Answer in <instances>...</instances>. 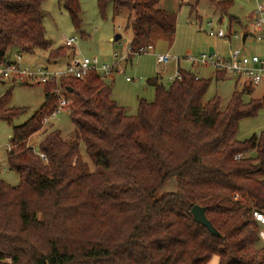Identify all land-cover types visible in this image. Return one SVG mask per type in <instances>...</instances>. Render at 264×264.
I'll use <instances>...</instances> for the list:
<instances>
[{
	"label": "trees",
	"instance_id": "16d2710c",
	"mask_svg": "<svg viewBox=\"0 0 264 264\" xmlns=\"http://www.w3.org/2000/svg\"><path fill=\"white\" fill-rule=\"evenodd\" d=\"M45 1L0 0V61L14 51H46L50 63L67 55L68 48H54L46 36ZM60 1L81 30L80 0ZM159 2L98 0V6L102 16L109 5L115 15L135 13L133 56L151 45L145 42L152 28L176 32ZM211 2L224 13L233 5ZM179 71L182 79L169 85L159 76L149 79L155 100L141 99L135 116L113 99L100 74L63 79L73 97L76 139L66 141L55 129L35 149L28 140L58 103V85H43L44 105L13 128L9 164L19 184L0 179V264H209L215 256L220 264H264L260 227L251 215L264 210V133L237 139L242 120L264 109V96L246 102L255 88L247 81L222 110L220 96L204 102L211 79ZM226 78L215 73L217 81ZM11 99L12 90L0 98V119L9 122L24 111L9 107ZM238 154L246 157L237 160ZM173 179L175 191L160 195ZM197 204L207 207L220 237L196 222L191 210Z\"/></svg>",
	"mask_w": 264,
	"mask_h": 264
},
{
	"label": "rangeland",
	"instance_id": "374dc122",
	"mask_svg": "<svg viewBox=\"0 0 264 264\" xmlns=\"http://www.w3.org/2000/svg\"><path fill=\"white\" fill-rule=\"evenodd\" d=\"M233 5L228 13L218 9L211 0H160L157 8L169 13L170 21L176 26V32L172 35L164 34L159 28H152L146 44L154 46L148 53H138L131 56L128 62L123 63V73H116L105 78L106 82L112 86V97L127 109L129 115H137L139 101L146 99L149 102L155 100V88L148 81L156 78L160 73L161 81L169 85V78L175 76L176 62L170 64L160 63L158 57L171 53L173 56L181 58V66H189L185 58L189 55L199 56L210 51V48L217 49L223 54H228L235 48H242L249 55H261L264 57V44L249 35L244 42L245 34H252L251 23L258 6L255 0H231ZM82 6V27L78 30L72 23L69 12L65 9L60 0H46L43 5L44 25L46 36L52 41L53 47H65V38H77L75 48L67 49V55L60 62L65 63L70 59L69 53L75 52L79 57H98L109 64L114 63L115 53L126 55L129 53V46L133 39L131 25L136 15L133 11L122 9L116 15L113 6L109 5L105 15L102 16L98 0H80ZM264 5V0H259ZM193 8H195L193 10ZM234 20L231 21V18ZM223 30L227 35L238 33L241 39L234 37L217 38L211 36L209 32ZM248 30V32H247ZM117 35L121 39L116 41ZM24 63L49 69L57 68L58 63H49L47 58L49 53L37 51L35 53H24ZM203 78L211 79V86L204 97V102H208L215 96L222 98V110L228 106L235 91L247 87V79L244 77L239 81L238 77L226 78L217 81L214 71L210 68L198 67ZM167 70V71H166ZM166 71V74H165ZM160 77V76H159ZM130 78L131 81H127ZM12 90L11 108L24 110L23 113L11 122L7 119H0V179L17 186L20 181L19 174L10 167L9 146L13 136V128L21 126L29 121L44 105L46 93L43 85L32 84L24 81H8L0 84V98L8 91ZM264 96V84L256 86L252 94L246 93L244 100L259 99ZM70 99L73 97L70 95ZM71 111V110H70ZM70 113L62 111L55 120L46 124L43 129L28 140V146L33 145L37 149L48 133L59 129L66 141L76 139V127L72 123ZM264 133V109L252 118L242 120L237 139L245 141L253 135ZM82 154L90 171L95 167L86 154L85 146L82 145ZM177 180H172L160 192L164 195L167 192L175 191ZM260 236V233H259ZM264 248V241L258 244L257 249ZM209 264H220L219 257L215 256Z\"/></svg>",
	"mask_w": 264,
	"mask_h": 264
},
{
	"label": "built area",
	"instance_id": "2783aa9c",
	"mask_svg": "<svg viewBox=\"0 0 264 264\" xmlns=\"http://www.w3.org/2000/svg\"><path fill=\"white\" fill-rule=\"evenodd\" d=\"M255 1L258 6L251 23L252 32L256 39L264 44V5H262L259 0ZM209 34L217 38H225L229 35V37L241 39L238 33L227 35L223 30H219L218 32L211 30ZM77 42L78 40L76 37H66L65 47L68 49H76ZM153 49V45H148L147 47H143L137 54L148 53ZM114 58V63L109 64L98 57L85 58L75 55L65 66L49 69L46 67H39L35 64H26L23 61V55L17 54L15 58L13 57L9 61H0V84L4 81H24L37 85L57 84L58 87L54 91L58 99L57 107L51 115L43 119V126H45L50 121L55 120L62 111L67 110L71 112L70 105L72 101L70 96L60 85L63 79H84L91 72H96L103 78L113 76L116 73H123V63L128 62L131 58L130 48L128 54L120 55L119 53H115ZM158 61L164 64L176 62L178 70L175 76L169 78V81L174 82L176 79H182V75L179 71L181 58L167 53L165 55H160ZM185 61L191 64L192 67H205L212 69L214 72H225L227 77H245L247 81L255 87L264 84V57L261 55H249L240 47L231 50L228 55L222 54L217 49H214L213 52L208 51L202 53L199 56L189 55L185 58ZM197 77L200 76L197 75ZM127 80L131 81L130 78H127ZM29 147L36 149L33 145H29ZM11 148L12 145L9 146V150H11ZM40 156L47 161V157L44 153L40 152ZM245 157L246 154H238L235 159L241 160ZM251 215L259 225L260 237L264 241V210L254 208Z\"/></svg>",
	"mask_w": 264,
	"mask_h": 264
},
{
	"label": "water",
	"instance_id": "95a60500",
	"mask_svg": "<svg viewBox=\"0 0 264 264\" xmlns=\"http://www.w3.org/2000/svg\"><path fill=\"white\" fill-rule=\"evenodd\" d=\"M249 35L254 36L253 33L245 34L243 37L244 42L247 40ZM121 37H122L121 35H117L115 40L118 41L121 39ZM210 51L213 52L214 48H210ZM191 213L193 217L195 218L196 222L205 226L212 235L217 236V237L221 236V233L216 229V227L213 225V223L209 220L207 216V207L197 204L192 208Z\"/></svg>",
	"mask_w": 264,
	"mask_h": 264
},
{
	"label": "crops",
	"instance_id": "0c3cea01",
	"mask_svg": "<svg viewBox=\"0 0 264 264\" xmlns=\"http://www.w3.org/2000/svg\"><path fill=\"white\" fill-rule=\"evenodd\" d=\"M231 52V51H230ZM229 52V53H230ZM228 53V54H229ZM18 54V52H12V55H13V57L15 58L16 57V55ZM223 54V53H222ZM228 54H224V55H228ZM75 55H77L75 52H73V53H69V57H70V59L73 57V56H75ZM62 59V58H61ZM61 59H58V60H55V61H53V62H51V63H58L57 64V66L56 67H60V66H65L69 61H70V59L68 60V62H65V63H61L60 62V60ZM47 62H48V60H47ZM26 64H27V62H25ZM50 63V62H49ZM182 63V62H181ZM181 63H180V66L179 67H181V68H184V69H187V70H190V71H192V72H194L195 74H197L198 76H200L201 78H203L202 77V75H201V70H203V69H201V68H198V67H192L191 66V64H189V66H181ZM35 64V63H34ZM187 64H188V62H187ZM36 65V64H35ZM175 65H176V69H178V65L175 63ZM167 71V70H166ZM166 71H165V74H166ZM215 73L216 72H214V77H215ZM164 74L163 73H160L159 74V76L161 77V76H163ZM111 77V76H110ZM227 78H232V77H227ZM161 79H162V77H161ZM128 81V80H127ZM8 81H4V82H2L1 84H6ZM130 82V81H129ZM114 99V98H113ZM115 100V99H114ZM140 102V101H139ZM120 105V104H119Z\"/></svg>",
	"mask_w": 264,
	"mask_h": 264
}]
</instances>
